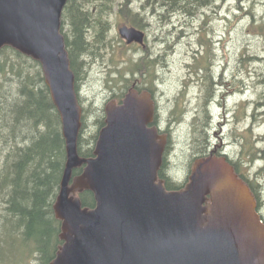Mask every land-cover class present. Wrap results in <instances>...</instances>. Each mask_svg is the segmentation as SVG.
<instances>
[{"label": "water", "instance_id": "obj_1", "mask_svg": "<svg viewBox=\"0 0 264 264\" xmlns=\"http://www.w3.org/2000/svg\"><path fill=\"white\" fill-rule=\"evenodd\" d=\"M66 3L0 0V50L10 45L40 61L66 141L54 204L63 244L50 264H264V219L226 156L197 158L181 189L168 190L159 178L168 139L152 125L150 92L131 89L110 100L94 156H80L83 109L61 32ZM119 32L144 44L134 26ZM77 167L83 170L74 175ZM84 189L95 207L75 194Z\"/></svg>", "mask_w": 264, "mask_h": 264}, {"label": "rangeland", "instance_id": "obj_2", "mask_svg": "<svg viewBox=\"0 0 264 264\" xmlns=\"http://www.w3.org/2000/svg\"><path fill=\"white\" fill-rule=\"evenodd\" d=\"M127 1L144 18L145 48L128 46L118 33L120 26L133 25V15L123 12ZM150 2L115 0L103 17L108 30L101 42L96 43L95 29L88 33L94 51L86 56L87 69L80 80L82 103L105 109L114 90L127 87L126 92L135 81L152 89L172 126L168 174L183 183L192 171L194 142L201 140L194 122L205 120L208 98L206 136L211 150L225 151L235 161L243 144L254 145L256 160L252 164L247 160L243 171L251 179L259 173L264 183V0H213L193 14L175 12L166 17L153 12ZM150 54L155 63L152 71L131 76L132 63ZM219 81L225 86H216ZM235 137L236 144H231ZM258 211L264 218V200ZM10 252L9 243H3V263L10 261Z\"/></svg>", "mask_w": 264, "mask_h": 264}, {"label": "trees", "instance_id": "obj_3", "mask_svg": "<svg viewBox=\"0 0 264 264\" xmlns=\"http://www.w3.org/2000/svg\"><path fill=\"white\" fill-rule=\"evenodd\" d=\"M212 1L153 0L149 6L153 12L166 17L175 12L193 14ZM128 3L123 12L131 13L133 25L142 28L141 14L129 7ZM113 4L115 0H67L61 18V32L75 73L77 92L87 69L86 56L94 51V43L88 40V33L95 29L96 43L101 42L108 30L103 17ZM153 65L155 63L151 55L141 57L132 63L131 76L149 74ZM117 86L118 83H115L114 87ZM119 89L114 90L111 96L117 102L123 99L126 87ZM143 90L153 94L150 88ZM78 99L83 109L78 152L82 157H92L99 132L105 125L106 113L104 108H95L94 103L83 104L79 94ZM208 101L207 98L204 104L205 120L198 123V117L195 118V134L201 140L194 142L190 170L197 158L207 156L212 149L206 136L210 122ZM174 109L178 111L177 105ZM93 113L95 119L91 127ZM156 118L163 122L169 121L164 118L162 111L157 112ZM170 148L171 143L165 151L158 175L168 190L181 189L187 180L180 183L168 174L171 168L167 161ZM213 153L223 155L219 151ZM66 158L61 117L45 81L40 61L13 46L5 45L0 50V264H50L54 259L63 244L60 237L62 220L56 216L54 204ZM247 160L250 164L256 160L254 145L243 144L239 160L230 159V162L236 174L249 185L260 207L264 200V183L258 179L259 173L256 172V178L251 179V174L243 171ZM82 170L83 167H77L74 175L80 174ZM75 194L81 198L84 207L96 206L95 195L90 189ZM3 243H9L11 249L8 256L10 261L6 263H3L1 254ZM20 250L23 252L20 253Z\"/></svg>", "mask_w": 264, "mask_h": 264}, {"label": "flooded vegetation", "instance_id": "obj_4", "mask_svg": "<svg viewBox=\"0 0 264 264\" xmlns=\"http://www.w3.org/2000/svg\"><path fill=\"white\" fill-rule=\"evenodd\" d=\"M143 20H144V18L142 17V21H143ZM124 25H127V24H124ZM124 25H122V26H124ZM122 26H120V27L118 28V33H119V35H120L119 29H120ZM127 26H134V27H136V28L142 30V31L144 32L145 36H144V44H140V43H138V42H128L127 39L125 40V39L120 35V37L125 41V44L127 43L128 46L141 45L143 48H145V46H146V41H147V31H146V30H143V29H145V28H143V26H142V28H143V29H142V28L137 27L136 25H127ZM106 32H107V31H106ZM106 32H105V33H106ZM104 37H105V34H104L103 38H104ZM150 55L153 56L152 54H150ZM192 85H193V84H192ZM216 86H225V85H224V82H223V81H219V82L216 84ZM126 88H127V87H126ZM131 89H135V90H137L138 92H143V91H148V92H150L149 90H143L144 88L142 87V83H141V81H135V82L131 83V86H129L128 90L125 92L124 97H125L126 93L129 92ZM150 90H152V89H150ZM152 91H153V90H152ZM150 93H151V92H150ZM151 94H152V93H151ZM152 96H153V99H154V101H155V119H154V122L152 123V125L157 126L158 129H159V132L162 133V134H165V135L167 136V139H168L167 147H168V145H170V143L173 142V139H172V126H171V121L163 122V120H160V119H157V118H156V114H157V112H161V111H162V108H161V104H160V100H159L158 96H157L155 93H153ZM124 97H123V98H124ZM233 139H234L235 141H232L231 144H233V143L236 144V141H237L236 137L233 138ZM167 147H166V149H167ZM165 151H166V150H165ZM213 151L215 152L216 150H211L210 152H213ZM222 154H223L224 156H226L229 160L231 159V158L229 157V154L226 153L225 151H222ZM231 160H232V159H231Z\"/></svg>", "mask_w": 264, "mask_h": 264}]
</instances>
